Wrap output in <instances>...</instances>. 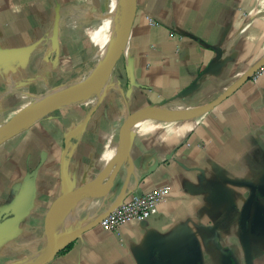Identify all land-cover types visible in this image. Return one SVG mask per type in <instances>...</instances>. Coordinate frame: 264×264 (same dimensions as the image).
I'll return each instance as SVG.
<instances>
[{"label":"crops","instance_id":"0c3cea01","mask_svg":"<svg viewBox=\"0 0 264 264\" xmlns=\"http://www.w3.org/2000/svg\"><path fill=\"white\" fill-rule=\"evenodd\" d=\"M118 2L0 0V128L88 76ZM134 3L99 97L0 141V264L37 262L56 244L65 250L45 264H264L251 222L257 207L264 214V71L197 117H144L105 185L137 110L207 103L264 57V0ZM163 185L170 192L145 220L97 223Z\"/></svg>","mask_w":264,"mask_h":264},{"label":"water","instance_id":"95a60500","mask_svg":"<svg viewBox=\"0 0 264 264\" xmlns=\"http://www.w3.org/2000/svg\"><path fill=\"white\" fill-rule=\"evenodd\" d=\"M134 14H135V3L133 0L132 1V7H131L129 14L127 16L126 23H125L123 32H122L121 37H120L119 44H118L115 52L113 53V55L110 58V62H111L110 71H111L114 63L120 57V55L124 49V46L127 42V39H128L129 33H130V29L132 26V22L134 19ZM263 65H264V57L261 58L260 60H258L257 62H255L250 68H248L240 77H238L232 84H230L216 98L210 100L207 103L201 104L199 106L192 107V108H185V109H178L177 108V109H172V110H169V109L161 110V109H158L156 106L148 105V106H145V107L137 110L134 113V115L132 116V118L128 124L126 133L124 135V144H123L122 148L120 149V152L118 154L116 162L112 168L110 176H109L105 185H108V186L111 185L118 169L120 168L122 162L124 161L125 157L127 156L128 151H129V147H130V144L132 141L133 132H134V128H131V126L136 121H138L143 115H144V117L155 116V117H158V118H161L164 120H172V121L186 120V119L197 117V116L211 110L216 105L221 103L224 99H226L228 96H230L244 82H246L248 79H250L253 76L254 72H256ZM95 78H96V75L94 74L89 79H87L85 89L94 81ZM71 100H73V98H68V99L58 101L52 108H57L61 105H64V104L70 102ZM34 104L35 103H33V105ZM23 112L24 111L15 115L8 122H6L0 128V133H2L4 130L8 129L16 121V119L20 115H22ZM79 191L80 190H76L74 192L64 194V196H62V198L66 197V196L77 194ZM247 209H248V205H247ZM251 222L256 227V229H258L264 233V214L262 213L261 209H259L258 207L255 209V211L253 213ZM62 247H63V245L56 244L55 246H53V248H51L49 250L48 254L44 258L38 260L34 264H45V263H47L49 260H51L59 252V250ZM195 254H196V252H195ZM193 264H195V262ZM228 264H231L230 258H228Z\"/></svg>","mask_w":264,"mask_h":264},{"label":"bare ground","instance_id":"6f19581e","mask_svg":"<svg viewBox=\"0 0 264 264\" xmlns=\"http://www.w3.org/2000/svg\"><path fill=\"white\" fill-rule=\"evenodd\" d=\"M132 1L133 0H119V2H118L119 5L117 6V8L115 7L116 8V12H115L116 17L114 19L115 20L114 25L112 26V32H111V37H110V41H109V46L106 48V51H104L102 53L100 58L94 62V66H93L92 70L89 72L88 76L82 82L54 90L51 93L49 92L50 94L46 98L44 97L45 99L41 100L40 102H39L40 97L37 98L35 100L34 105L31 104L28 108H26L25 112L22 115H20L16 119V121L8 129H6L2 133H0V141L6 139L7 137H9L10 135H12L16 132L22 130L23 128L28 126L30 123H32L36 119L48 114L50 111L55 109L52 107L58 101L68 99V98H73L74 102H80L83 104L84 103L88 104V103L93 102V99L95 97H97L102 92V89L108 80V76L110 73V66H111L110 58L113 55V53L115 52V50L119 44L120 37H121V34L123 32L125 23H126L127 16H128L129 11L132 7ZM94 74L96 75V78L85 89L87 79H89ZM43 96H41V97H43ZM157 108L161 109V110L167 109L163 106H158ZM29 110H31V113H29L28 115L21 118ZM58 112H60V111H58ZM143 118H144V115L138 121H136L131 126V128H134V130H135L136 127L141 122V120H143ZM36 260L37 259H34L33 261L28 262L26 264H33L36 262Z\"/></svg>","mask_w":264,"mask_h":264},{"label":"built area","instance_id":"2783aa9c","mask_svg":"<svg viewBox=\"0 0 264 264\" xmlns=\"http://www.w3.org/2000/svg\"><path fill=\"white\" fill-rule=\"evenodd\" d=\"M264 71V65L253 74V78ZM168 185L156 187L146 194L132 195L103 214L98 224L105 230H115L127 221H143L156 209L157 205L170 192Z\"/></svg>","mask_w":264,"mask_h":264},{"label":"rangeland","instance_id":"374dc122","mask_svg":"<svg viewBox=\"0 0 264 264\" xmlns=\"http://www.w3.org/2000/svg\"><path fill=\"white\" fill-rule=\"evenodd\" d=\"M117 8V7H116ZM51 92H53V91H51ZM50 92V93H51ZM50 93H48V94H46V95H44L43 97H40L39 99L40 100H43V99H45ZM45 97V98H44ZM33 102V101H32ZM167 109H169V110H172L171 108H167ZM54 110H52V111H50V112H53ZM29 113H31V110H29V112L27 111L23 116H26V115H28ZM22 118V117H21ZM24 264H26V262L24 261L23 262ZM23 263H21V264H23Z\"/></svg>","mask_w":264,"mask_h":264},{"label":"trees","instance_id":"16d2710c","mask_svg":"<svg viewBox=\"0 0 264 264\" xmlns=\"http://www.w3.org/2000/svg\"><path fill=\"white\" fill-rule=\"evenodd\" d=\"M65 248H66V246L62 247L59 251H63V250H65Z\"/></svg>","mask_w":264,"mask_h":264}]
</instances>
